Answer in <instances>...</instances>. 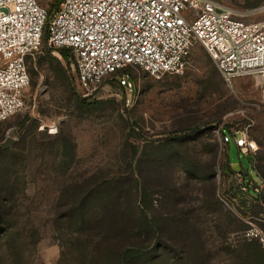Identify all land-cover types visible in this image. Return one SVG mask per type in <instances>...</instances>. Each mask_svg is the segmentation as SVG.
I'll return each mask as SVG.
<instances>
[{
	"label": "rangeland",
	"instance_id": "1",
	"mask_svg": "<svg viewBox=\"0 0 264 264\" xmlns=\"http://www.w3.org/2000/svg\"><path fill=\"white\" fill-rule=\"evenodd\" d=\"M216 1L247 14L246 21H264V8H260L264 0ZM41 3L45 5L46 0ZM41 48L28 61L32 81L25 106L0 122V147L9 137L14 138L9 147H16L12 154L3 156L13 160L11 177L18 182L19 217L13 229L35 231L38 236L35 245L18 241L17 249L25 250L23 260H15L10 250L1 246L6 264H112L123 237L99 232L108 228V208H92L103 217L86 229L91 230L90 237H76V227L72 229L65 219H59L58 213L65 211L62 204L90 196L89 189L94 187L99 194L96 199L119 201L118 210L111 211L115 219L134 220L138 215L136 180L146 184L154 196L166 194L167 203L187 193L186 209H194L201 224L190 233L196 244L188 261L167 248L158 251L161 260L169 258L170 264H253L246 260L245 245L240 244L245 243L244 231L253 225L264 238V223L259 220L264 205L260 200L248 202L240 192L233 196L228 191L231 178L218 161L223 166L228 155L230 170L246 169L264 183V89L258 78H235L234 88L229 87L205 49L197 44L179 73L156 79L132 67L126 71L132 76V92L119 85L118 75H110L84 96L73 61L68 64L56 48L49 53L43 52L45 46ZM242 120L251 124L249 139L253 143L248 154L234 142L228 149L221 146L217 135L222 123L240 128ZM130 122L136 126L133 135ZM52 125L53 133L48 128ZM194 129L198 131H189ZM167 137L176 138L198 167L209 166L217 150L215 186L217 199L224 205L221 212L206 210L201 200L210 191L209 184L181 161L163 162L165 154L156 146ZM168 173L173 177L172 189L163 190ZM234 197L250 216L232 206ZM226 213L237 219L239 230L229 231L233 227L231 222L227 224ZM160 235L164 241L182 237L174 232ZM256 239L259 253L264 254L261 237Z\"/></svg>",
	"mask_w": 264,
	"mask_h": 264
},
{
	"label": "built area",
	"instance_id": "2",
	"mask_svg": "<svg viewBox=\"0 0 264 264\" xmlns=\"http://www.w3.org/2000/svg\"><path fill=\"white\" fill-rule=\"evenodd\" d=\"M41 0H0V122L25 106L30 85L28 58L48 45L72 52L77 80L87 96L106 77L133 91L126 68L159 79L182 71L191 49L200 44L231 88L234 79L256 76L264 89V21H246L236 8L216 0H62L49 18ZM260 8H264L262 5ZM130 98V97H129ZM128 98V99H129ZM251 124L217 128L221 146L231 142L248 154ZM49 131L53 133L49 126ZM235 190L248 202L264 205V183L233 173ZM264 223V213L260 218ZM252 226L247 239L261 237Z\"/></svg>",
	"mask_w": 264,
	"mask_h": 264
},
{
	"label": "trees",
	"instance_id": "3",
	"mask_svg": "<svg viewBox=\"0 0 264 264\" xmlns=\"http://www.w3.org/2000/svg\"><path fill=\"white\" fill-rule=\"evenodd\" d=\"M62 0H52L46 4L49 18L60 8ZM43 45L41 49L46 53L52 52L55 48H52L48 45V34L45 32ZM63 57L68 64L73 61L72 52L67 48L56 49ZM31 58V57H30ZM28 58V61L29 59ZM132 68V67H129ZM129 68H126L124 71H128ZM30 80L32 79L30 66H28ZM120 73V72H118ZM118 73L113 75H119ZM147 73V72H146ZM130 74V73H129ZM148 74V73H147ZM131 75V74H130ZM132 79V76H131ZM32 81V80H31ZM31 85V84H30ZM120 85V84H119ZM121 86V85H120ZM78 98L84 100L81 96L78 95ZM246 120L241 121V126L244 125ZM130 135L136 131V126L130 122ZM234 123H226L225 129L229 131L233 127ZM193 133L197 132V129L189 130ZM158 152H163L165 154L164 163L170 162H179L183 163V166H187V170L191 171L196 176L204 180V184L210 185V191L205 192L202 197V201L206 203V210L212 209L214 211L221 212V208L224 207L223 203L217 199L216 196V186H215V166L217 164L216 157L217 150L214 151L213 156L210 161V165L206 168L198 167L195 165V162L187 157L184 154V151L176 142V138L167 137L160 145L156 146ZM15 146L9 148L0 147V248L1 246H6L10 253L14 256L15 260L24 259L25 250L22 252L17 249L18 241H26L25 243H30L35 245L38 242V236L35 231H16L13 229L16 224V220L19 217L17 214V198L15 196L18 182L13 176L12 169L14 167L13 160H6L3 156L10 155L14 152ZM134 154H138V150H134ZM186 155V156H185ZM226 159V158H225ZM160 161V159H159ZM220 168L223 167L222 171L231 178L228 191L236 196L237 190H235V181L233 179V173L229 169L228 165V155L227 159L220 162L218 161ZM198 164V163H197ZM168 169L171 170L168 165ZM246 177L256 180V178L246 169L241 170ZM257 172V171H255ZM171 174L168 173V178L163 180V190L172 189V178ZM165 182V183H164ZM136 206L138 210L137 218L132 220L120 221L115 216H112V210H118L119 201L111 202V200H99L96 199V194L94 187L90 188V196L82 197L80 200H71L66 204H62V207L65 208V211L58 213L59 219H65L67 225L71 226L72 229L76 230V237L80 235L85 237H90L91 230H86L90 225L94 224L96 218L103 217L99 213L92 212V208L103 207L104 209L108 208V215L106 217L108 220V228L100 230L99 232H114L122 234L123 242L115 248V256L112 258V264H170V259L166 258L161 260V257L157 256L158 251L164 248H167L168 251L173 252L177 257L182 260L188 261L190 259L189 251L193 248L196 240H190V233L196 226L201 225L197 220L195 215V210L187 211L186 206L189 203V200L186 198L188 195L183 194L182 196H177L178 198L170 199V203H167L166 194L160 196H154L150 192L147 185L142 183L139 180H136ZM167 189V190H168ZM159 199V204L158 203ZM99 205V206H98ZM203 206V204H201ZM232 206L246 216H250V212L244 208L243 205L236 202V198L232 200ZM204 207V206H203ZM91 210V212H90ZM102 210V208H101ZM210 211V210H209ZM228 212V211H227ZM225 219L227 224L231 222L232 229L229 231H237L241 228L237 224V219L232 217L231 213H226ZM236 219V220H235ZM114 224V225H113ZM113 225V226H112ZM112 226V227H111ZM241 230V229H240ZM243 230V229H242ZM174 232L175 234H181V238L177 240L164 241L161 239L162 233ZM150 234V235H149ZM124 235V236H123ZM149 235V236H148ZM80 240V239H79ZM258 239H247L244 238V250L247 252L246 260L253 264H264V254L259 253L258 248L260 246ZM155 251H151V250ZM198 249V248H196ZM21 253V254H20ZM7 261L5 257L0 253V264H6Z\"/></svg>",
	"mask_w": 264,
	"mask_h": 264
},
{
	"label": "water",
	"instance_id": "4",
	"mask_svg": "<svg viewBox=\"0 0 264 264\" xmlns=\"http://www.w3.org/2000/svg\"><path fill=\"white\" fill-rule=\"evenodd\" d=\"M14 141V138L9 137L6 139V141L1 145L3 148H7L11 145V143Z\"/></svg>",
	"mask_w": 264,
	"mask_h": 264
},
{
	"label": "bare ground",
	"instance_id": "5",
	"mask_svg": "<svg viewBox=\"0 0 264 264\" xmlns=\"http://www.w3.org/2000/svg\"><path fill=\"white\" fill-rule=\"evenodd\" d=\"M51 128H54V126L52 125Z\"/></svg>",
	"mask_w": 264,
	"mask_h": 264
}]
</instances>
